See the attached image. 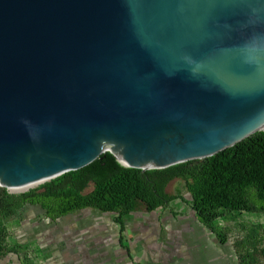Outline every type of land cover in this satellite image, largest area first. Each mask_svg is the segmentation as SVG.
<instances>
[{
    "label": "water",
    "instance_id": "water-1",
    "mask_svg": "<svg viewBox=\"0 0 264 264\" xmlns=\"http://www.w3.org/2000/svg\"><path fill=\"white\" fill-rule=\"evenodd\" d=\"M264 131V0H0V188L106 152L141 171Z\"/></svg>",
    "mask_w": 264,
    "mask_h": 264
},
{
    "label": "trees",
    "instance_id": "trees-1",
    "mask_svg": "<svg viewBox=\"0 0 264 264\" xmlns=\"http://www.w3.org/2000/svg\"><path fill=\"white\" fill-rule=\"evenodd\" d=\"M180 181L184 191L169 194L167 186ZM189 196L196 218L220 245L228 242V230L216 227L218 219L248 213L264 216V131L254 134L215 156L161 170L141 171L121 166L108 152L88 166L65 173L21 194L0 188V260L15 255L32 264L28 250L12 243L9 222L21 223L31 207H39L51 223L83 210L112 213L119 226V246L124 244L126 218L139 209L152 212ZM233 251L239 264H258L264 249L236 241Z\"/></svg>",
    "mask_w": 264,
    "mask_h": 264
},
{
    "label": "rangeland",
    "instance_id": "rangeland-1",
    "mask_svg": "<svg viewBox=\"0 0 264 264\" xmlns=\"http://www.w3.org/2000/svg\"><path fill=\"white\" fill-rule=\"evenodd\" d=\"M168 190L175 193L183 192L184 188L180 181H174L170 183ZM25 192L9 191L10 194ZM188 201L189 196L183 195L181 202ZM172 204L174 208L175 205ZM91 215L108 219L116 216L94 210H83L54 223H48L39 207L35 206L27 211L24 222H9L7 227L12 233L11 242L22 245L30 252L32 264H62V252L66 243V239L62 236L63 222L83 221ZM148 216L141 210L139 219L126 218L132 230L139 226L137 229L134 228V231H139L142 237V240L136 238L130 244L127 240L124 241L129 248L130 257H127L119 246L116 248V253H113L109 243H106L103 250L97 249V245L88 249L82 245L81 249L76 248L73 252L75 258L79 252L83 254L82 257L80 256V263L77 264H239L233 251L236 241L244 242L250 248L264 249V216L243 212L218 219L215 222L216 227L226 228L229 233L225 245H218L211 235L213 241L202 240L194 227L191 229L188 225L187 227L179 225L177 221L161 225L159 219L151 220ZM196 220L199 222L198 219ZM195 239L200 241L199 245L193 244L192 241ZM114 254L116 255L112 263H108L109 256ZM258 259V264H264L263 258L258 257Z\"/></svg>",
    "mask_w": 264,
    "mask_h": 264
},
{
    "label": "crops",
    "instance_id": "crops-1",
    "mask_svg": "<svg viewBox=\"0 0 264 264\" xmlns=\"http://www.w3.org/2000/svg\"><path fill=\"white\" fill-rule=\"evenodd\" d=\"M169 185L166 188V192L169 194H172L168 190ZM172 203H174L175 205L174 208H173ZM172 203L170 204L168 209L159 208L152 212H146L144 209H139L137 212L132 213L129 217L139 219L140 211L142 210L147 215H149L148 216L149 219L151 220L159 219L161 225H164L165 223L170 224L172 221L173 222L177 221L179 225H183L186 227L188 225L191 229L193 227L197 229L199 232L198 234L201 236L202 240L213 241V239L210 238V235L212 237L214 236L209 231H207L205 227H203L199 222H197L195 213L191 210L188 202L182 203L181 199H177L173 201ZM68 216L70 215L63 217L62 219ZM134 228L137 229L139 228V226H136ZM134 228L132 230L131 227L129 226L128 220H126L125 231L123 232V239L124 241L127 240L129 244L131 243V241L134 242L136 238L137 240L138 239L142 240V237L140 235L141 233L139 231H134ZM118 231H119V226L113 221V218L108 219V218H102V217L95 216V215L94 216L91 215V217H88L87 219H83V221L67 220V222L66 221L63 222L62 236L64 239H66L65 241L66 243H65V248H63V252H62V256H63L62 264L80 263V256L82 257L83 254L79 252L75 258L73 255V252L75 251L76 248L81 249L82 245L83 246L85 245L84 247H86L87 249L91 247L95 248L96 247L95 245H97V249L103 250L102 248L106 246V243H109L110 249H113V253H116V248H118L119 246V243H118L119 232ZM192 242L193 244H196V245H199L200 243L198 239H195ZM217 244L220 245L218 242ZM119 248L124 252V254L127 257H130V252H129V255H127L125 250H123L120 246ZM64 249H67V250H64ZM115 255L116 254H114L113 256L111 255L109 256L108 263H112V260L114 259ZM0 264H22V263L15 255H8L0 260Z\"/></svg>",
    "mask_w": 264,
    "mask_h": 264
},
{
    "label": "bare ground",
    "instance_id": "bare-ground-1",
    "mask_svg": "<svg viewBox=\"0 0 264 264\" xmlns=\"http://www.w3.org/2000/svg\"><path fill=\"white\" fill-rule=\"evenodd\" d=\"M40 183H36V184H32V185H28V186H25V187H21V188H12V189H9L11 192L13 193H20V192H25L27 191L28 189L30 188H33L37 185H39Z\"/></svg>",
    "mask_w": 264,
    "mask_h": 264
},
{
    "label": "built area",
    "instance_id": "built-area-1",
    "mask_svg": "<svg viewBox=\"0 0 264 264\" xmlns=\"http://www.w3.org/2000/svg\"><path fill=\"white\" fill-rule=\"evenodd\" d=\"M50 220L46 218V222H49Z\"/></svg>",
    "mask_w": 264,
    "mask_h": 264
}]
</instances>
